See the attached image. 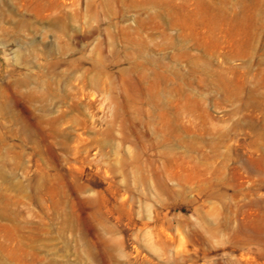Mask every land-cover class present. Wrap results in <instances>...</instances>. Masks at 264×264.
<instances>
[{
    "label": "rangeland",
    "instance_id": "obj_1",
    "mask_svg": "<svg viewBox=\"0 0 264 264\" xmlns=\"http://www.w3.org/2000/svg\"><path fill=\"white\" fill-rule=\"evenodd\" d=\"M0 264H264V0H0Z\"/></svg>",
    "mask_w": 264,
    "mask_h": 264
}]
</instances>
